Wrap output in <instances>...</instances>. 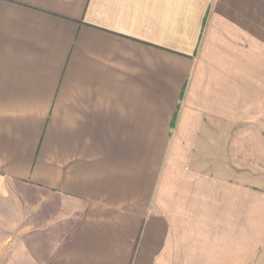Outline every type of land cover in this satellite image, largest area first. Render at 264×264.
<instances>
[{
	"label": "crops",
	"instance_id": "0c3cea01",
	"mask_svg": "<svg viewBox=\"0 0 264 264\" xmlns=\"http://www.w3.org/2000/svg\"><path fill=\"white\" fill-rule=\"evenodd\" d=\"M252 6L0 0V264H264Z\"/></svg>",
	"mask_w": 264,
	"mask_h": 264
},
{
	"label": "rangeland",
	"instance_id": "374dc122",
	"mask_svg": "<svg viewBox=\"0 0 264 264\" xmlns=\"http://www.w3.org/2000/svg\"><path fill=\"white\" fill-rule=\"evenodd\" d=\"M252 9L247 8V12L237 16L239 22H245L250 31L252 46V71L254 81L260 77L264 78V0H252ZM248 61V54H247ZM264 187V177L262 178Z\"/></svg>",
	"mask_w": 264,
	"mask_h": 264
}]
</instances>
